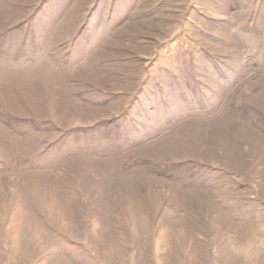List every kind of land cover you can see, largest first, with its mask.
Listing matches in <instances>:
<instances>
[{
	"label": "rangeland",
	"instance_id": "1",
	"mask_svg": "<svg viewBox=\"0 0 264 264\" xmlns=\"http://www.w3.org/2000/svg\"><path fill=\"white\" fill-rule=\"evenodd\" d=\"M255 222L264 0H0V264H234Z\"/></svg>",
	"mask_w": 264,
	"mask_h": 264
},
{
	"label": "clouds",
	"instance_id": "2",
	"mask_svg": "<svg viewBox=\"0 0 264 264\" xmlns=\"http://www.w3.org/2000/svg\"><path fill=\"white\" fill-rule=\"evenodd\" d=\"M222 242L234 264H260L264 256V222L238 226L236 232Z\"/></svg>",
	"mask_w": 264,
	"mask_h": 264
}]
</instances>
